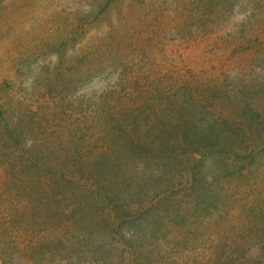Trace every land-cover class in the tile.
I'll return each instance as SVG.
<instances>
[{"label": "rangeland", "instance_id": "obj_1", "mask_svg": "<svg viewBox=\"0 0 264 264\" xmlns=\"http://www.w3.org/2000/svg\"><path fill=\"white\" fill-rule=\"evenodd\" d=\"M0 264H264V0H0Z\"/></svg>", "mask_w": 264, "mask_h": 264}]
</instances>
